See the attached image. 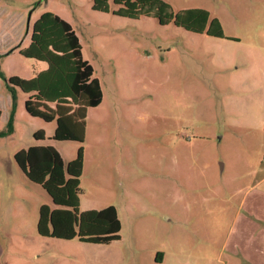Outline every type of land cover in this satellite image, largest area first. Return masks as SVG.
Instances as JSON below:
<instances>
[{"label":"rangeland","instance_id":"obj_1","mask_svg":"<svg viewBox=\"0 0 264 264\" xmlns=\"http://www.w3.org/2000/svg\"><path fill=\"white\" fill-rule=\"evenodd\" d=\"M167 1L207 8L225 36L119 15L114 0L109 11L92 0H0V264H158L157 249L165 264H233L223 242L242 195L234 190L264 173V0ZM46 10L72 23L103 89L85 107L82 140L55 138L56 118L31 114L30 93L7 81L47 67L20 52L30 15ZM31 145L66 161L83 146L80 209L115 205L119 239L38 233L39 202L55 204L14 157ZM206 197L219 205L211 219Z\"/></svg>","mask_w":264,"mask_h":264},{"label":"trees","instance_id":"obj_2","mask_svg":"<svg viewBox=\"0 0 264 264\" xmlns=\"http://www.w3.org/2000/svg\"><path fill=\"white\" fill-rule=\"evenodd\" d=\"M114 2L119 7L113 12L119 15L155 16L163 24L173 21L193 31L225 36L219 18L204 7L176 11L167 0ZM92 7L103 11L111 9L109 0H92ZM20 52L47 62V67L31 78L16 74L7 78L12 86L30 93L25 102L27 110L46 120L56 118L55 138L82 140L85 107L98 105L103 89L100 79L94 76L92 63L83 55L80 37L72 23L52 10L42 12L32 24L29 45ZM1 114L0 109V117ZM36 134L43 135L42 131ZM14 157L27 177L41 184L55 204V207L47 203L40 206L37 222L40 234L78 237L96 243H108L121 237V220L115 205L80 209L83 146L67 161L52 145H31L17 151Z\"/></svg>","mask_w":264,"mask_h":264},{"label":"crops","instance_id":"obj_3","mask_svg":"<svg viewBox=\"0 0 264 264\" xmlns=\"http://www.w3.org/2000/svg\"><path fill=\"white\" fill-rule=\"evenodd\" d=\"M37 18H35L34 20H31L32 18L30 19V30L33 22ZM84 170L85 156L83 173ZM237 192H242V195L238 201L237 208L233 211L234 213L232 215V220L226 232L223 245L227 247L228 245H230V241H232L231 258L235 259L233 264H264V173L259 175L256 180L250 182V184L245 186L240 185L239 187H237L234 190V193ZM223 200L225 199L223 198ZM44 203L49 204L47 201L39 202L38 211L40 209V206ZM204 203L209 204L206 209V214H208L209 218L211 219L213 206L218 209L219 205L218 203L213 204V200L211 199L207 201V197ZM226 203L225 205H227ZM224 210H226V207L223 206V204H220L219 212L222 213V211ZM235 228H237V232L235 238L233 237L232 239ZM42 236L53 237L47 235ZM38 251L39 250L36 249V255L38 254ZM153 256V259H155V261L153 262H156L158 264H165L168 259L166 250L164 249H157L156 253Z\"/></svg>","mask_w":264,"mask_h":264},{"label":"water","instance_id":"obj_4","mask_svg":"<svg viewBox=\"0 0 264 264\" xmlns=\"http://www.w3.org/2000/svg\"><path fill=\"white\" fill-rule=\"evenodd\" d=\"M30 19H31V15H30L29 20H28V25L30 24V23H29V22H30Z\"/></svg>","mask_w":264,"mask_h":264}]
</instances>
